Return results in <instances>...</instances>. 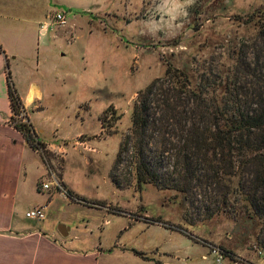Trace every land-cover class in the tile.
<instances>
[{"label": "rangeland", "instance_id": "rangeland-1", "mask_svg": "<svg viewBox=\"0 0 264 264\" xmlns=\"http://www.w3.org/2000/svg\"><path fill=\"white\" fill-rule=\"evenodd\" d=\"M258 8L264 0H0V39L21 33L14 45L21 80L28 64L41 84L42 99L30 105L14 89L44 146L34 149L39 168L27 173L26 186L43 165L61 185L50 196H65L50 203L43 221L26 218L28 203L21 217L55 235L63 223L70 246L110 250L116 264H264L261 221L248 208L238 206L235 217L209 216L203 197L191 206L179 191L136 185L130 153L114 165L137 91L167 63L192 81L198 66H232L233 51L257 31L236 17ZM56 11L66 15L65 25L54 22ZM104 113L113 115L105 123Z\"/></svg>", "mask_w": 264, "mask_h": 264}, {"label": "trees", "instance_id": "trees-1", "mask_svg": "<svg viewBox=\"0 0 264 264\" xmlns=\"http://www.w3.org/2000/svg\"><path fill=\"white\" fill-rule=\"evenodd\" d=\"M236 18L257 31L233 51L232 66H198L192 81L185 70L167 63L162 75L137 91L114 165L130 153L136 185L179 191L191 206L203 197L209 216L235 217L238 206L248 208L261 221L257 243L264 249V8ZM10 78L7 72L15 115L22 105ZM112 116L104 113L102 122ZM13 122L11 116L31 148L44 147L30 124Z\"/></svg>", "mask_w": 264, "mask_h": 264}, {"label": "crops", "instance_id": "crops-1", "mask_svg": "<svg viewBox=\"0 0 264 264\" xmlns=\"http://www.w3.org/2000/svg\"><path fill=\"white\" fill-rule=\"evenodd\" d=\"M20 36L19 32H9L5 41L0 39V264H100L101 260H104L105 264H116L114 252L110 250L108 253L97 247L77 250L70 246L65 240L66 237H62L59 232L58 235L49 234L43 225L31 224L26 219L28 217H21L20 207L23 203H28L32 207L47 205V211L51 202L55 204L57 198L65 196L59 193L56 194L60 196H50L48 191L38 187V183L43 179L52 181L43 165L35 181L29 187L26 186L27 173L38 167L39 160L36 151L27 144L22 133L9 121L11 109L7 90L8 70L14 81H12L14 89L16 91L18 87L22 89V95L18 91L17 93L25 101V105L42 99V92L40 82L32 78L30 65L27 64L24 81L21 80L17 69L20 53L14 46ZM53 185L51 184V188ZM43 192L46 193L45 196ZM131 252L137 257L132 248ZM153 260L160 263V260L149 258L138 260V264H149L154 262Z\"/></svg>", "mask_w": 264, "mask_h": 264}, {"label": "built area", "instance_id": "built-area-1", "mask_svg": "<svg viewBox=\"0 0 264 264\" xmlns=\"http://www.w3.org/2000/svg\"><path fill=\"white\" fill-rule=\"evenodd\" d=\"M54 22L58 25H65L66 15L63 12L56 11L54 15ZM25 122H27L26 111L25 108L21 106L18 112L14 116L13 123H25ZM51 184H54L53 186H56L57 188L59 187L61 188V185L54 179V177H52V181L47 179L42 180L40 183V188L43 191H49L51 189ZM46 208L47 205L33 206L26 211L25 216L36 220H43L46 217Z\"/></svg>", "mask_w": 264, "mask_h": 264}, {"label": "water", "instance_id": "water-1", "mask_svg": "<svg viewBox=\"0 0 264 264\" xmlns=\"http://www.w3.org/2000/svg\"><path fill=\"white\" fill-rule=\"evenodd\" d=\"M57 230H58V232L60 233V235H61L62 237H67L68 232H69V227L66 226V225L63 224V223H60V224H58V226H57Z\"/></svg>", "mask_w": 264, "mask_h": 264}, {"label": "clouds", "instance_id": "clouds-1", "mask_svg": "<svg viewBox=\"0 0 264 264\" xmlns=\"http://www.w3.org/2000/svg\"><path fill=\"white\" fill-rule=\"evenodd\" d=\"M192 2H193V0H192Z\"/></svg>", "mask_w": 264, "mask_h": 264}]
</instances>
